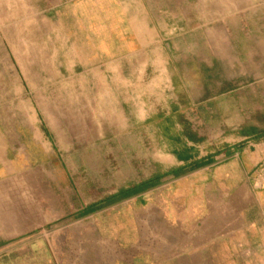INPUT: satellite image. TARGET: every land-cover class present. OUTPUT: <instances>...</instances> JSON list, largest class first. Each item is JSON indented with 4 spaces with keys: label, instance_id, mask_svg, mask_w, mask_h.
<instances>
[{
    "label": "crops",
    "instance_id": "1",
    "mask_svg": "<svg viewBox=\"0 0 264 264\" xmlns=\"http://www.w3.org/2000/svg\"><path fill=\"white\" fill-rule=\"evenodd\" d=\"M43 1L46 12L101 15L103 26L89 25L103 53L90 69L95 99L103 94L112 102V77L128 87L126 96L142 113L138 123L153 124L154 155L164 166L84 201L72 229L27 237L0 264H264V135L253 128L263 129L204 133V43L211 39L207 27L204 34V0ZM149 76L158 82L152 90L168 95L146 112L141 91ZM133 77L140 87L135 96ZM14 93L24 104L8 113L26 110V139L17 147L0 107V179L34 150L48 154L34 130L31 101L18 87ZM1 227L11 237L28 231L16 220ZM64 252L74 261H62Z\"/></svg>",
    "mask_w": 264,
    "mask_h": 264
},
{
    "label": "rangeland",
    "instance_id": "2",
    "mask_svg": "<svg viewBox=\"0 0 264 264\" xmlns=\"http://www.w3.org/2000/svg\"><path fill=\"white\" fill-rule=\"evenodd\" d=\"M48 5L0 0L1 111L10 119L8 131L17 136V147L24 145L27 113L18 109L24 103L14 93L21 89L31 101L34 130L48 149V154L34 150L18 159L8 178L0 179L1 225L16 220L24 225L22 231L28 230L11 237L0 228L4 261L11 247L27 237L72 229L84 201L164 166L154 155L159 143L153 124L138 123L142 113L126 96L128 87L112 77V102H104L103 94L95 99L90 69L93 58L103 53L89 25L96 20L103 26L101 15L90 19L92 14L84 12H46ZM206 27L211 39L204 43V133L215 136L249 126L264 130V0H204V34ZM145 79L141 92L149 112L168 93L152 90H158L157 78ZM130 80L135 96L138 78ZM15 105L16 113H8ZM61 243L70 249L68 238ZM60 256L74 261L72 252Z\"/></svg>",
    "mask_w": 264,
    "mask_h": 264
},
{
    "label": "trees",
    "instance_id": "3",
    "mask_svg": "<svg viewBox=\"0 0 264 264\" xmlns=\"http://www.w3.org/2000/svg\"><path fill=\"white\" fill-rule=\"evenodd\" d=\"M253 130H254V132H255L256 134L264 135V130L262 131V130H258V129H255V128H253Z\"/></svg>",
    "mask_w": 264,
    "mask_h": 264
}]
</instances>
